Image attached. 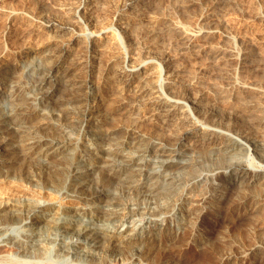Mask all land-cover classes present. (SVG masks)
I'll return each mask as SVG.
<instances>
[{
    "label": "bare ground",
    "instance_id": "obj_1",
    "mask_svg": "<svg viewBox=\"0 0 264 264\" xmlns=\"http://www.w3.org/2000/svg\"><path fill=\"white\" fill-rule=\"evenodd\" d=\"M88 1L82 0L81 5L78 3L74 14L71 7L68 13L74 15L73 25L72 23L71 25L70 23L59 24L56 22V18V21L53 20V17L52 21L48 20L51 23H46L47 25L45 24L44 27L53 32L48 34L49 38L45 39L47 41L41 46L37 44L30 50L28 58L24 57L26 58L23 62L24 72L21 70L23 73H19L22 75L20 80L14 81L13 84L9 83V72L3 68L0 69V160L14 154L13 158H17L23 164L28 165L30 161L33 162L32 160L35 162L32 165L36 164L33 170L31 167V172L24 170L25 173L20 176L12 174L13 177L6 179L9 183L8 187L7 185H3L6 187L5 189L2 185L0 187V264H108L107 262H112L121 255L117 254L120 248L130 252L129 264H152L153 261L149 262L151 255L155 251L163 250L164 253L170 250L171 248H167L169 246L165 247L164 245L175 244L181 236L180 234L191 225L192 220L199 217L200 212H197L199 206H203L207 199V193L214 188L210 182L214 172L198 173L199 175L196 174V176L192 174L194 176L187 179H176L173 175L177 167L181 166V168L190 170L192 166H195V163H191L193 160L186 157L197 145L198 147L207 145L212 148L209 150L210 152L208 151L209 159L217 164L221 162L216 166L230 168L237 175L236 184L243 193L241 195L236 190L237 195L241 196L234 195V197L237 196V201L234 200L233 205H244L245 207L248 205L249 214L246 215L250 219L256 216L257 219L259 216L263 217L264 138L260 139L258 135L262 129L264 130V104L254 101L255 96H252L254 97L251 98L252 100L248 99V93L253 90L257 93L256 95L259 94L262 98L264 97V88L257 87L258 83H255L256 85L254 83H235L234 91L230 93L227 91L223 94V99L219 97L224 103H228L237 96L238 101L240 100L237 101L240 108L248 110L251 108L254 113L256 112L254 117H257L253 119L255 122L251 118L249 119L248 114V118L244 116L240 119L241 115L234 116L238 114H235L236 112L232 117V114L228 115L225 114L226 112L210 109L211 106L205 110L204 107L201 108V101L198 97H194V99L190 97L192 101H188L183 92V96L181 95L182 88L181 86L179 88V85L182 84L176 78L179 72L176 73L177 70L175 71L173 67L171 70L170 66L167 68L163 65L158 70L155 69L158 73L153 71L154 68L151 71L152 65L147 66L146 64L149 59H143L142 55L137 57L130 55L126 50L121 49L119 43V45H114V43V46L109 45L110 35L108 41L103 40L104 38L98 40L101 32L93 28V22L91 20L84 22L80 19L85 14L86 8H91L87 7ZM135 3L136 0H128L124 11H127V8ZM122 15L126 19H133L131 12H124ZM62 20L66 22L64 18ZM126 26L122 25L121 31L126 30ZM173 30L178 32L177 35L180 39H187L190 42L191 39H199L203 41V44L211 42L209 39L213 34L209 30L190 33L179 26L174 27ZM59 31L68 32L70 37L60 38ZM96 33H100V35L97 36ZM105 35V39H107V34ZM171 35L168 34V36ZM174 37L176 38V36ZM195 41L196 44L197 40ZM78 43H82L81 46L89 49L92 54L90 60L84 63L86 64L84 65L86 69H83L86 70L85 72L76 64L70 62L66 64L74 45ZM200 45L204 47V45ZM223 49L216 50L221 54L232 53L229 52L231 49ZM24 54L22 53V55ZM102 57L105 58L102 59ZM256 57L259 59L258 56ZM242 59L244 62L251 61V68L264 71V64L257 63L258 60H252L249 56L241 54ZM102 60L106 65L105 68H101L100 65L98 67V64H102ZM10 66L7 69L11 71ZM96 70L97 73H95ZM260 76H262V72ZM26 78H31L32 81L25 83ZM103 78L106 82L118 81L119 84H116L117 88H115L118 89L121 96L125 95V98H129L130 108H135L137 111L141 109L149 111L148 120L153 123L150 126L160 129L171 126L178 130L172 132L170 128L172 132L170 134L166 132L163 134L160 131V135L163 136L156 135L158 137H155L151 135V132H148V129V131H144L140 128V124H135V118H133L134 124L129 122L130 125L127 127L120 128L119 124L106 127L107 123L104 125L103 122L104 116L100 114L103 105L100 84L103 82ZM256 78L259 81L262 79L258 76ZM204 81L207 83L206 80ZM53 84H60L59 86L63 87L65 94L56 102L60 112L51 115V112L46 111L45 107L52 96L53 89H49V86H53ZM203 96L205 97V95ZM116 97L112 100L114 103ZM108 104L110 106V103ZM206 104L208 103L206 102ZM235 109L237 110V108ZM108 111L106 109V112ZM38 116L44 117L37 119ZM49 116L50 119L46 118ZM111 117L116 120L114 115ZM139 117L137 118L139 119ZM126 118L128 119V117ZM251 120L252 122H250ZM126 121L128 122V120ZM110 123L108 124L110 125ZM259 125L263 128H260ZM143 126L145 125L143 124ZM257 128L261 129L258 135L255 131ZM189 136H192L191 139L188 138ZM218 150H221L222 153H219ZM56 159L62 160L57 163ZM248 159H255L251 166L245 163ZM55 160L57 164H55ZM222 161L226 164H222ZM92 175L95 176L94 179L90 178ZM167 185L169 189L164 188ZM119 188L123 190V194H114ZM160 188L169 190L170 196L166 191L169 197L154 206L149 198ZM132 193L136 196H144L143 202H134ZM221 194L216 196L219 197ZM111 195L112 197L108 201L107 198ZM106 201H108L107 204H104ZM232 202L227 203L232 204ZM235 207L237 208V206ZM165 213L170 215L169 219L174 222V227L167 224L169 219L167 215H164ZM244 219L246 221L245 217ZM182 222L183 224H181ZM262 225L264 228L263 223ZM196 226L197 224L194 225V228ZM255 226L257 225L254 224ZM254 227H252V231L258 226ZM243 228L246 230V227ZM243 233L242 231V234L239 235H243ZM252 236L255 237L254 234ZM257 236L262 238L261 235ZM262 241L261 243H263ZM251 242L250 244L247 242L245 250L249 251L243 255L234 253V255L221 257L219 254L220 260L216 255L219 263L217 260L214 263L246 264L247 258L249 259L247 254H257L263 252L264 249L256 241ZM100 247L105 250L99 251ZM4 248H10L12 252L3 253V250H6ZM8 251L9 249L5 252ZM128 252L124 251L123 253L128 254ZM172 256L168 252L162 256L161 261L158 260L159 263L154 264H177ZM213 257L215 256H211V259ZM44 259L48 261L43 262ZM121 259L123 260V258Z\"/></svg>",
    "mask_w": 264,
    "mask_h": 264
},
{
    "label": "rangeland",
    "instance_id": "obj_2",
    "mask_svg": "<svg viewBox=\"0 0 264 264\" xmlns=\"http://www.w3.org/2000/svg\"><path fill=\"white\" fill-rule=\"evenodd\" d=\"M81 2L82 0H0V69L3 68L4 70H7L9 72L10 74L9 83L13 84L14 81H18L22 78L21 74L24 72L23 62H25V59L28 58V53L30 52V50L35 48L37 44H39L38 46H41L45 41H47L45 39L49 38V35L53 32V31H49L48 29L46 30L44 27L45 24L46 23L50 24L51 22L49 21H52L53 18H54L53 20H55L56 18L57 21L56 20L55 21L59 24L63 23L62 25H65V24L70 23L71 25L72 23L73 25L74 24L73 22L75 20L73 17L74 15L72 16L68 12H70V9L72 7L71 11H73V14L76 13L75 11H76V8L78 7V3L81 5ZM127 2L128 0H92V1L89 0L88 3L86 4H87V7H91V8L89 9L86 8V10L84 11L85 14L81 16L80 19L84 22L90 21V20L93 22L94 24L93 28L101 32V35L100 33L99 34L96 33L97 36L100 35L99 39L97 38L98 40H102V38H104L103 40L108 41L109 37L111 36L109 39V43H110L109 45L114 46L119 43L120 45L119 44L118 45L122 47L121 49L126 50L130 55L135 56V57H137L138 55H142L143 59H149L146 64L147 66H150V64L153 66V67L151 66V71L153 70L152 68H154L153 71L158 73L157 70L160 67H163V65L167 66V68H169L170 66L169 69L171 70L173 68L175 71L177 70L176 73L179 72L176 76L177 81L179 83L181 82L180 84H182V85H179V88L181 86L182 91L180 89L178 90L181 91L180 93L182 96H183L182 92L184 93V97L187 98L188 101H192L191 98L194 99V97H198L201 101V104H200L201 108L204 107L205 110H208L211 106L210 109L214 108V110H217L218 112L222 111L223 113L226 112L225 114H228V115L232 114L231 115L232 117L234 116L237 117L238 115H241L239 116L241 119L244 116L247 117V114H248L249 119L250 118L252 120L256 119L257 116L254 117L256 115L255 114L256 112L254 113V111L251 110V108L248 110V109H242L239 107L238 102L240 100L238 101L239 98L237 96L233 97V99H231V101H228V103L225 102L227 106L222 99H223V94L227 93V91L228 93L234 91L235 83H238V84L239 83H247V84L248 83L250 84L258 83L257 85L259 86L257 87L264 88V82H263L264 81L263 80L264 71L255 70L254 68H251V65H250L251 61L244 62L243 59L241 60V54H242L243 56L244 55L249 56L252 60H255V59L258 60L257 63L264 64V62H262L264 61V0H136L135 4L130 5L127 8V11H124V7L126 6ZM81 9L84 10L83 7H81ZM5 10H7L8 12ZM65 10H69V11H65ZM124 12H131L132 13L131 18L133 19L124 18L122 15ZM60 15H62L63 17H61ZM56 16H59L60 18ZM57 18L59 19V21ZM61 18L62 19L64 18V20H66L67 18L68 19L66 20V22H64ZM122 25H125V26L127 25L126 30H124L125 32L123 30L121 31ZM178 26L181 28H185L190 33H195V32L199 33L200 31H205V30L212 31L213 32L212 38L209 39V41L211 42L209 43L205 42V44H203V41H200L199 39H191V42H192L191 43L190 40L180 39L179 35H177L178 32L176 33V30L175 31L173 30L174 27L177 28ZM170 29L174 31V32L171 31V34L173 35L169 33ZM167 33L171 36H168ZM175 33L176 35H174ZM58 34H59V37L62 39L64 38L67 39L70 37V34L65 31H59ZM105 34H107V37H108L107 39H105L106 38ZM91 35L94 36L93 34ZM174 36H176V38ZM59 37L58 39H60ZM195 40H197L196 44L194 43L196 42ZM78 44L74 45L73 51L71 52L68 60L66 61V64H68L69 62L71 64H76L78 65V68L81 67V70H83V69H86V67L84 66L86 64L84 63H87L90 60L92 54L89 49L87 50L86 47H84L83 45L81 46L82 43H80L79 45ZM200 44L204 45V47L201 46ZM217 45L219 47H216ZM221 48L222 49L224 48L225 50L231 49L229 52H232V53H226V54L222 53L225 55L224 57V55L218 52V50ZM25 51L27 52V54ZM22 53L23 54L25 53V54L22 55ZM250 53L251 55H249ZM252 56H255L253 57L254 59L252 58ZM256 56H258L259 59ZM260 57H261V61H260ZM104 58L102 57V59ZM103 62L104 61L102 60V64H98V67L101 66V68H105L104 66L106 65L103 64ZM155 65H158V66H155ZM8 66L11 67V71L7 69ZM217 69H218V72H217ZM20 72L21 74H19ZM261 72H262V76H260ZM95 73H97V70ZM227 75H229L230 77ZM256 76H258V78L262 77V79H260L259 81L257 80ZM208 79L210 82L208 81ZM204 80H206L208 84ZM27 81H32V79L26 78L25 83H27ZM104 81H105V78H103V82ZM114 81L113 82L105 81L104 82L105 84L103 82L100 84V87L102 88V89L100 88V92L102 96L101 98L103 102L102 103L103 105L100 110V114L104 116L105 120H103V122H104V125H106L107 123L106 127L111 126L112 124L113 126H115V124L116 126L117 124H119L118 127L120 128L127 127L128 125H130V123H133L134 121L133 118H135V122H134L135 124H140L139 126L142 130L144 131L149 130L148 132L149 133L151 132V135L155 137H158L156 135L163 136V135H160L161 134L160 131H162V133L166 132L167 134H170L171 129H172V132H174L176 129L178 130V128H173L171 126H169V128L168 127L163 128V129L161 128L162 130L158 127L155 128L154 126L153 128V126H150L153 123L150 120H148V118L150 117V113H148L149 111L145 109H141L137 111V109L135 108H130L129 98L127 97L128 98L127 99L125 98L126 97L125 95L124 96L120 95V93L118 92V89H116L119 83L117 80H114ZM182 81L186 83H183ZM196 82L199 84H197ZM259 82L260 83L262 82V83L260 84ZM113 83L115 84L113 85ZM204 84H207L209 87H206L207 85L205 86ZM59 85L53 84V86L51 85L52 87L49 86V89L52 88L53 90H52V96L50 98V102L45 107V110L48 112H51V115L60 112L59 106L56 104V102L60 97L64 96L65 94V91L62 89L63 87ZM200 85L201 86L203 85V86L201 87ZM210 86H211V89H210ZM212 86L213 87L215 86V87L213 88ZM219 86H222L221 87L222 89ZM230 86H232L233 88ZM106 87H108L109 89ZM203 87L205 88L203 89ZM252 91L248 93V99L254 98L252 96H255L254 101L264 104V101H263L264 99L262 100V98L264 97L260 98L259 94L256 95L257 93L255 91L253 92ZM249 94L251 95V97ZM116 95H118L117 97L119 99L116 97ZM203 95H205V97ZM256 96H259V97H256ZM115 97H116V100H115L116 102L114 103V101L112 100H114ZM120 97H121V100H120ZM219 97L222 99H220ZM126 99L128 102L126 101ZM255 99H258L259 101ZM213 101L215 102V106H214ZM220 101L222 104L220 103ZM202 102L203 103L205 102V103L203 104ZM206 102L208 104H206ZM108 103H110V106L112 104V106L111 107L108 106L109 105ZM128 104L129 106H127ZM219 105H221L224 109L222 107H218ZM230 107H231V110H229ZM235 108H237L238 111ZM106 109L107 111L108 110L109 111L106 112ZM228 110L231 111L232 113H230ZM109 112L115 116L116 120H114V118L111 117L113 115H111ZM138 112L139 113L141 112V113L139 114ZM234 113L235 114L238 113V114L234 115ZM239 113H242L243 115ZM50 116L46 118L50 119L51 118ZM43 117L44 116H38L37 119H41ZM126 117H128V119ZM137 117H139V119ZM125 119L128 120V122ZM141 119L142 120L144 119L143 122ZM136 120L139 122L137 123ZM145 120H148V121H145ZM252 120L250 122H252ZM110 122H113V123H110ZM144 122L147 124H145ZM253 122L255 121L253 120ZM108 123H110V125ZM143 124L145 126H143ZM259 126L260 128L262 127L261 125ZM150 127L152 128L150 129ZM260 128H257L258 130L257 129L255 130L257 135L261 131ZM155 129L157 131V134H155L156 133ZM262 132L264 133L263 129L258 135L260 139L264 138V134ZM191 137L192 136H189L188 138L191 139ZM210 149L212 148H210L207 145L199 146V147L197 145L195 149L191 150L189 152V155L186 157L189 160H193L191 161V163L192 162L195 163V166H192L191 167L192 169L190 170H186L184 169V167L181 168V166L175 168V172H173V175L176 179H185V178L187 179L188 177L192 176V174L196 176V174L199 175L198 173H207V172L213 173L214 172V175H213L214 179L212 177L211 180L213 181L210 180L211 185H213L214 188H212L207 193V199L205 200L206 202L204 201L205 204L203 203V206H199V210L197 211L198 213L200 212L199 217L192 220L191 225L190 224H189L190 226L188 225L190 228L187 227V230L185 231L182 230L183 232L181 231L182 232L180 234L181 236L177 240L178 243L175 242V244L172 243L171 245H164L165 247L169 246L167 247L168 249L171 248L170 250H167L164 248L165 250H167L164 253H163V250H161L162 253L161 251H155V253H153L154 255L152 254L151 258H149L150 260L148 259L149 262L153 261L152 264L159 263V261L163 259L162 256H164L168 252H170L173 255L172 258L175 259L177 264H215L214 262L216 260L217 261L218 259L220 260L219 258L220 255L221 257H226L228 255H232V254L234 255V253L235 255L236 254L243 255V253L248 252L249 250L247 249L245 250V246L248 244L247 242H249L250 244L252 243L251 241L254 240L258 244H261L264 247V241H262L264 239L263 238L264 228H262L263 227L262 223L264 224V218H263L264 212L262 214L263 217L259 216V218L257 219V216H256L255 218L250 219L246 215V214H249L248 205L245 204L247 207H245L244 205H233L234 200L237 201L236 199L237 196L239 197L242 195L241 193H243L241 192V189H238L239 186L236 184L238 177L234 173V171L231 170L230 168L227 169L226 167L220 168L216 166V165H219L221 162L217 164L215 161H212L209 159L210 155L208 151ZM218 151L219 153H222L221 150H218ZM13 155L14 154L4 157L3 160L5 159V161H3L2 159L0 160V187L1 185L2 186L7 185L8 187L9 183L7 182L6 179L8 177H13L12 174L14 176L16 175L20 176L22 173L24 174L25 171L27 170L31 172L36 166V164L32 165V163H35L34 160H32L33 161L32 163L30 161V163H28L27 165V164L21 163L20 160L18 161L17 158H13L14 157ZM56 160H57V163H60L62 159H56ZM56 160H55V164H57ZM254 161L255 159H248L247 161H245V163L251 166V163H253ZM63 163L65 164V162ZM53 164L54 162L52 163V165ZM222 164H226V163L225 162L223 163L222 161ZM31 167H32V170H31ZM193 170L194 171L196 170V171L194 172ZM92 176L90 178L94 179L95 176L94 175ZM4 186L3 188L5 189L6 187ZM164 188L169 189L168 185L165 186ZM220 188L222 191L220 190ZM163 189L161 188L158 189L149 198V201L150 202L152 201L151 203L154 206H156L158 203L164 202L170 196L169 190H165V189L163 190ZM121 190L122 189L119 188L118 190H116V193L114 194H123V190H122V193H121ZM0 191H1V188H0ZM166 191H168L169 196L167 195ZM236 192L240 193L241 195L240 194L237 195ZM132 194H133L134 202L136 203L143 202L144 196H136V194L134 193ZM218 194H221V195L218 197L216 196ZM235 194L237 196L234 197ZM111 197L112 195L107 198L108 201H110L109 199H111ZM216 200H218L219 202ZM108 201L104 202V204H107ZM227 202H232V204L227 203ZM235 206H237V208ZM160 213L163 214L164 212H160ZM164 215H167L168 219L170 218V215L168 213L167 214L165 213ZM244 217L246 218V221ZM258 220L260 221L262 220L263 222L261 223ZM246 223L250 226H248ZM167 224L171 227H174V222L170 219L168 220ZM181 224H183V222ZM195 224H197L196 228H194ZM254 224H256L258 227L260 226L259 228L255 226L257 227L258 231L257 229L255 230L253 229L252 231V227H254ZM235 227L237 230L235 229ZM243 227H246V230ZM247 230L250 235L247 233ZM242 231L244 232L243 235H239V234H242ZM251 234L252 235L254 234L255 237L252 236ZM256 235H261L262 238L260 239L259 238L260 236L256 237ZM243 237H244V240H242ZM238 240L239 242L241 240L243 242L241 241L242 243L240 242V244L238 245L239 243ZM261 241L263 243H261ZM245 242L246 244H244ZM241 244H244L243 245L244 248ZM4 249H6L5 251L9 249V251L5 252L3 250V253L7 254V253L12 252L10 248H4ZM98 250L103 251L105 250V248L100 247ZM239 250L241 251V253ZM116 251L117 249L114 251L115 254H116ZM124 251L128 252L125 249L120 248L118 249L117 254L118 253L119 255L121 254L120 256H122L121 258H123V260L125 258H128L127 260H124L125 262L126 261L128 262V260H130V257H129L130 252H128L127 254V253H123ZM173 252L175 253V255ZM159 255L161 257H158ZM216 255L218 256V259L216 258L217 257ZM247 255L249 259L247 258L248 261L246 264H264V259H262L264 257V249H263V252H258L257 254L249 253ZM120 256H117V259H116V260L118 259L120 260L119 263H118L119 260L116 261L115 259L114 260L116 263L114 262V260H112V262L110 261L107 263L108 264H122V263L129 264V262L125 263L120 258ZM211 256H215L213 258L214 259L216 258V259L215 260L213 258L211 259ZM46 261L48 260L46 259L43 260V262H46ZM218 263L216 262V264ZM58 264H64V263H58ZM85 264H91V263H85Z\"/></svg>",
    "mask_w": 264,
    "mask_h": 264
}]
</instances>
